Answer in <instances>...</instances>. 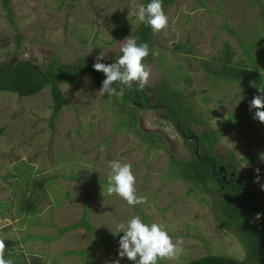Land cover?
<instances>
[{
  "label": "rangeland",
  "instance_id": "1",
  "mask_svg": "<svg viewBox=\"0 0 264 264\" xmlns=\"http://www.w3.org/2000/svg\"><path fill=\"white\" fill-rule=\"evenodd\" d=\"M132 2L10 0L9 20L0 1V65L29 60L43 67L55 59L67 67L82 57L94 62L102 51L106 58L101 62L111 64L121 55L120 42L130 35L136 39L140 21L129 16ZM165 14L169 25L153 36L144 62L151 69L145 91L151 94L156 84L169 80L199 115L192 133L222 130L215 152L225 156L226 164L232 157L239 174L260 169V183L255 175L251 185L264 211V162L259 158L264 124L249 109L264 79V0H176ZM225 42L234 50L232 61L245 62L248 81L224 80L204 70L201 61L219 56ZM60 87L67 104L53 127L49 87L32 96L0 91V239H16V253L28 260L36 256L42 264H113L119 259V240L112 231L119 234V223L139 216L162 225L174 241L183 238L179 258L161 264H183L207 254L245 257L238 239L218 227L215 191L168 176V152L149 147L132 130L117 101L98 92L101 86L90 73ZM137 116V128L159 133L170 152L188 157L185 143L191 140L181 137L159 107L138 110ZM114 160L131 164L136 194L147 203L129 206L107 194ZM33 177L48 182L35 197L37 210L24 214L18 199L23 192L28 196ZM83 216L92 231L79 226L58 234ZM120 264L133 262L124 258Z\"/></svg>",
  "mask_w": 264,
  "mask_h": 264
},
{
  "label": "trees",
  "instance_id": "2",
  "mask_svg": "<svg viewBox=\"0 0 264 264\" xmlns=\"http://www.w3.org/2000/svg\"><path fill=\"white\" fill-rule=\"evenodd\" d=\"M0 1L7 11L8 19L12 20L10 0ZM141 1L145 6L151 2V0ZM175 1L162 0L164 11ZM134 35L138 44L147 43L149 45L150 56L152 39L155 35L150 27L140 22L134 31ZM16 38L17 44H19L20 36L17 35ZM180 47L181 45L175 44L176 49H180ZM233 54L234 50H231L230 45L225 42L219 56L213 57L212 60H202L201 64L206 72L211 73L216 78L248 81L250 74L245 62L234 63L232 61ZM94 62L88 61L87 57H82L74 65L67 67L55 59L44 64L43 67L29 60H19L14 63L6 62L0 65V91H11L17 93L18 96H32L45 87H49L53 101L49 125L53 127L55 117L61 108L67 104L60 84L79 83L86 73H90L102 87V81L106 77L102 72L93 69ZM263 82L264 79H261L260 87L264 86ZM114 86L117 90L121 87L124 88L123 96H113V98L117 101L120 111L126 114L127 122L132 130L149 147L163 148L168 152V176L181 179L206 192L215 191L216 199L212 208L215 218L218 220V227L232 233L246 251L245 257L242 259L207 254L183 264H264V211L260 205L259 197L251 185L256 172L254 169H250L239 174L235 171L236 163L232 157L229 164H226L225 156L215 152V146L222 130L204 128L200 134L192 133V124L199 122V115L190 104L188 97L172 86L167 79L156 84L151 94L145 90H140L136 84H133L132 88H127L118 83ZM156 107L162 110L164 116L175 126L185 141L191 134L196 136V138L191 139V143H185L189 150L188 157H177L170 152L159 133L142 131L137 128V111ZM220 165L225 167V180L222 178V173L219 172ZM232 172H236L234 177L230 176ZM47 182L48 179L44 177H33L28 196L23 192L18 199L17 208L19 212L31 214L37 210L34 202L35 197H39V192L43 191ZM257 213L262 214L258 221L255 220ZM79 226L90 231L93 230L83 216L79 222L60 228L58 234ZM122 235L123 233H120L116 238L119 240ZM0 240H3L6 245L5 259H11L14 264H42L36 256H32L28 260L23 254L16 253V245L18 244L16 239L3 238ZM158 264L161 263L158 262Z\"/></svg>",
  "mask_w": 264,
  "mask_h": 264
},
{
  "label": "clouds",
  "instance_id": "3",
  "mask_svg": "<svg viewBox=\"0 0 264 264\" xmlns=\"http://www.w3.org/2000/svg\"><path fill=\"white\" fill-rule=\"evenodd\" d=\"M129 9V16L135 15L138 21L150 27L153 34L160 33L169 25L162 0H151L146 6L135 4L133 0ZM120 52L121 55L115 59V62L106 64L101 62L106 58V54L102 51L92 65L95 71L102 72L106 77L102 81V87L98 90L101 95L123 96L124 88L117 90L114 86L117 83L127 88H132L133 84H136L140 90H145L149 83L151 69L144 63L150 53L149 45L147 43L138 44L136 39L130 35L120 42ZM156 54L158 53L153 52V55ZM257 88L260 94L255 95L249 101V109L254 110L253 119L264 124V86ZM259 158L261 162H264V152L259 154ZM109 167L106 189L108 195H117L129 206L147 203L146 197L136 194V176L131 164L114 160L110 162ZM255 172V182L259 184L260 169L257 168ZM261 188L264 190V184ZM101 194L104 197L103 187ZM261 215L257 213L255 220H260ZM117 227L119 234L123 233V235L118 241L119 259L113 264H120V260L124 258L132 261L133 264H158L160 260H176L184 251L182 237L174 241L162 225L155 222L145 223L139 216H133L127 222H121ZM5 249L4 241L0 240V264H14L11 259H5Z\"/></svg>",
  "mask_w": 264,
  "mask_h": 264
},
{
  "label": "water",
  "instance_id": "4",
  "mask_svg": "<svg viewBox=\"0 0 264 264\" xmlns=\"http://www.w3.org/2000/svg\"><path fill=\"white\" fill-rule=\"evenodd\" d=\"M192 138H196V136L194 135V134H191L190 135ZM197 149H198V146H197ZM196 149V150H197ZM219 172H221L222 173V178H223V180H225L226 179V171H225V167L223 166V165H220L219 166ZM238 181V180H237ZM239 183H240V181H238Z\"/></svg>",
  "mask_w": 264,
  "mask_h": 264
},
{
  "label": "flooded vegetation",
  "instance_id": "5",
  "mask_svg": "<svg viewBox=\"0 0 264 264\" xmlns=\"http://www.w3.org/2000/svg\"><path fill=\"white\" fill-rule=\"evenodd\" d=\"M189 139L191 140V139H193V138L189 135Z\"/></svg>",
  "mask_w": 264,
  "mask_h": 264
}]
</instances>
